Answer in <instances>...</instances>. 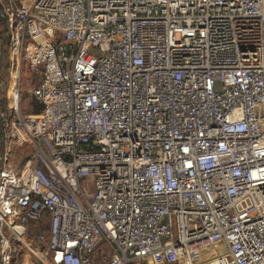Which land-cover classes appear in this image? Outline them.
Returning <instances> with one entry per match:
<instances>
[{
  "label": "built area",
  "instance_id": "1",
  "mask_svg": "<svg viewBox=\"0 0 264 264\" xmlns=\"http://www.w3.org/2000/svg\"><path fill=\"white\" fill-rule=\"evenodd\" d=\"M0 33V264H264V0H0Z\"/></svg>",
  "mask_w": 264,
  "mask_h": 264
},
{
  "label": "rangeland",
  "instance_id": "2",
  "mask_svg": "<svg viewBox=\"0 0 264 264\" xmlns=\"http://www.w3.org/2000/svg\"><path fill=\"white\" fill-rule=\"evenodd\" d=\"M9 43L8 39L3 33H0V103H4L7 99V93L9 91L8 84V67H9ZM39 81L38 75H31L29 71L24 70L23 79H22V115H37L34 113V109H38L40 107L39 104L32 98L31 92ZM22 137L25 135H21ZM36 144L35 141H30L29 139L23 145L14 146V150L9 159V164L20 169L33 155L35 152ZM39 228L31 227L29 234V242L33 246L41 248L42 246L36 243L34 240L36 233ZM175 246L174 252L179 251L178 258L180 261H188L190 262L191 257H195L196 261H206L216 257L218 254L224 253L226 251L225 246L216 241H212L211 239L204 238L200 240H194L188 243L186 246ZM185 253L182 250H185ZM189 247V248H187ZM100 250H102L101 259H108L110 254L113 252V248L110 244L102 241L99 246ZM193 248V249H192ZM191 249V252H190ZM190 253V254H189ZM18 261L24 262V260H29L32 263H36L35 256L30 252L28 247L23 246V244L18 246ZM186 254V255H185ZM146 264V263H139ZM173 264H179L178 262H173Z\"/></svg>",
  "mask_w": 264,
  "mask_h": 264
},
{
  "label": "crops",
  "instance_id": "3",
  "mask_svg": "<svg viewBox=\"0 0 264 264\" xmlns=\"http://www.w3.org/2000/svg\"><path fill=\"white\" fill-rule=\"evenodd\" d=\"M144 263L146 264H173V262L165 254H158Z\"/></svg>",
  "mask_w": 264,
  "mask_h": 264
},
{
  "label": "bare ground",
  "instance_id": "4",
  "mask_svg": "<svg viewBox=\"0 0 264 264\" xmlns=\"http://www.w3.org/2000/svg\"><path fill=\"white\" fill-rule=\"evenodd\" d=\"M21 135H24V134L21 133ZM22 139H24L25 141L28 140L27 136H26V138L23 136ZM30 246H31L30 243L27 240H25V247H28L29 248ZM184 251H186V250H184ZM209 262L212 263V264L217 263V256L214 257V258H212V259H210Z\"/></svg>",
  "mask_w": 264,
  "mask_h": 264
},
{
  "label": "trees",
  "instance_id": "5",
  "mask_svg": "<svg viewBox=\"0 0 264 264\" xmlns=\"http://www.w3.org/2000/svg\"><path fill=\"white\" fill-rule=\"evenodd\" d=\"M41 109H42L41 106L38 109H34V113L35 114H40Z\"/></svg>",
  "mask_w": 264,
  "mask_h": 264
}]
</instances>
